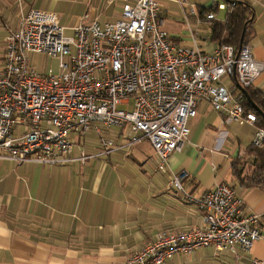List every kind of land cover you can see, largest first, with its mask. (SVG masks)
<instances>
[{
    "label": "built area",
    "instance_id": "obj_1",
    "mask_svg": "<svg viewBox=\"0 0 264 264\" xmlns=\"http://www.w3.org/2000/svg\"><path fill=\"white\" fill-rule=\"evenodd\" d=\"M122 1L120 17L112 20L85 13L66 27L58 13L30 9L18 27L7 29L0 66V159L86 163L97 155H74L72 134H101L103 126L127 125L126 146L149 140L158 169L168 172L170 156L189 141V122L202 101L226 124L256 126L252 144L263 149L264 128L257 126V114L246 109L239 86L224 82L228 78L245 88L264 71V61L255 58L250 43L239 48L221 44L208 53L193 35L195 46L185 47L164 29L162 0ZM175 1L185 19L187 13L198 15L187 0ZM222 1L213 0L211 6L230 13L234 5ZM206 18L219 20L214 10ZM33 54L55 58L57 69L37 68L31 63ZM98 142L103 154L116 148L102 134ZM187 177L186 170L170 173L169 187L197 205L203 225L160 232L127 264H167L181 253L209 246L239 258L240 251L249 254L260 239L261 215L244 209V199L231 183L220 182L196 196L184 186ZM251 260L264 264V259Z\"/></svg>",
    "mask_w": 264,
    "mask_h": 264
},
{
    "label": "crops",
    "instance_id": "obj_2",
    "mask_svg": "<svg viewBox=\"0 0 264 264\" xmlns=\"http://www.w3.org/2000/svg\"><path fill=\"white\" fill-rule=\"evenodd\" d=\"M162 1L164 28L169 22L165 29L176 42L194 47L195 35L203 50H216L220 43L209 28L214 21L207 20L204 10L213 0H187L198 11V15L187 13L188 20L175 0ZM239 1L254 9L249 43L255 58L264 61V0ZM122 3L0 0V66L7 29L18 27L30 9L56 12L62 25L72 27L85 13L102 21L120 17ZM224 82L238 87L235 80ZM252 87L264 96V71ZM190 129L189 141L170 156L168 172L158 169L149 140L126 146L127 125L102 127L101 134L116 145L109 154L102 153L101 134L96 131L72 134L74 155L81 151L97 155L86 163L0 159V264H127L160 232L203 225L197 205L169 187L170 173L183 170L188 173L184 186L196 196L220 182L231 183L244 199V209L261 215V237L249 254L240 251L239 258L209 246L181 253L167 264H252L253 257L264 259V189L246 185L254 170L251 148L256 126L226 124L209 102L202 101ZM15 130L21 132V127Z\"/></svg>",
    "mask_w": 264,
    "mask_h": 264
},
{
    "label": "trees",
    "instance_id": "obj_3",
    "mask_svg": "<svg viewBox=\"0 0 264 264\" xmlns=\"http://www.w3.org/2000/svg\"><path fill=\"white\" fill-rule=\"evenodd\" d=\"M207 13L209 10H214L219 14V9L216 6H210L204 9ZM254 22V9L247 2L239 1L233 6V10L227 14L224 22L214 20L213 39L221 44H231L240 47L242 33L245 29L243 44L249 43L251 31ZM251 99L264 112V96L252 86L245 87ZM244 105L248 111L257 114V126L264 128V116L257 111L255 106L245 96ZM251 152H256L254 159V170L246 185L250 187H261L264 189V148L259 149L252 144Z\"/></svg>",
    "mask_w": 264,
    "mask_h": 264
},
{
    "label": "rangeland",
    "instance_id": "obj_4",
    "mask_svg": "<svg viewBox=\"0 0 264 264\" xmlns=\"http://www.w3.org/2000/svg\"><path fill=\"white\" fill-rule=\"evenodd\" d=\"M220 2H223V1L220 0ZM210 5H213V1L210 3ZM226 15H227L226 11H220L218 14L219 20H224ZM118 17H119V15L116 17L114 15H111V17L109 19L112 20V19H115ZM169 25H170V23L168 22L166 24L165 28H168ZM33 55L34 56L31 57V63L34 64L37 68H39L41 70H45L47 67H53V68L57 69L58 63H57V60L55 58L49 57L47 55H36V54H33ZM120 107H123V106H120ZM235 123H238V122H235ZM189 126H190V122H189ZM255 154H256V152H253L252 155H255Z\"/></svg>",
    "mask_w": 264,
    "mask_h": 264
},
{
    "label": "water",
    "instance_id": "obj_5",
    "mask_svg": "<svg viewBox=\"0 0 264 264\" xmlns=\"http://www.w3.org/2000/svg\"><path fill=\"white\" fill-rule=\"evenodd\" d=\"M224 1L229 3V4H233V5L237 4V2H239V0H224ZM244 36H245V29H244V31L242 33V37H241V41H240V47L243 45ZM238 86H239L240 90L245 94L247 99L255 106L257 111L260 112V114L264 116L263 110L259 106H257V104L251 99V97L248 94L246 88L242 87L239 83H238Z\"/></svg>",
    "mask_w": 264,
    "mask_h": 264
}]
</instances>
